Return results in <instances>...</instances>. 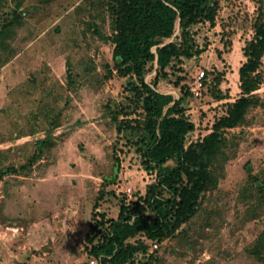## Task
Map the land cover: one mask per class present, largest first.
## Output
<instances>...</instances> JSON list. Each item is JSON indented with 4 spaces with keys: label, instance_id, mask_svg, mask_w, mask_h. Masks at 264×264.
<instances>
[{
    "label": "rangeland",
    "instance_id": "obj_1",
    "mask_svg": "<svg viewBox=\"0 0 264 264\" xmlns=\"http://www.w3.org/2000/svg\"><path fill=\"white\" fill-rule=\"evenodd\" d=\"M217 1L212 24L188 29L190 56L174 59L165 77L156 78V59L143 73L150 88L184 97L194 123L185 148L241 94L239 68L264 16V0ZM112 2L0 0V264H96L86 235L99 213L116 218L121 202L144 197L177 165L175 158L159 168L142 163L148 137L128 128L141 109L119 115L120 133L111 119L126 85H137L113 67ZM200 69L213 82L195 99L189 83ZM258 75L264 52L250 72ZM252 94L243 121L222 131L193 214L134 264H264L257 256L264 252V79ZM114 153L120 168L107 183Z\"/></svg>",
    "mask_w": 264,
    "mask_h": 264
},
{
    "label": "trees",
    "instance_id": "obj_2",
    "mask_svg": "<svg viewBox=\"0 0 264 264\" xmlns=\"http://www.w3.org/2000/svg\"><path fill=\"white\" fill-rule=\"evenodd\" d=\"M217 6V0H113L110 5L114 28L111 37L114 43L113 67L118 73L135 76L137 80V85L130 80L123 101L111 110L116 131L120 133L124 128L125 121L119 120V115L127 116L129 112L141 109L138 125L128 128L142 131V139L148 137L145 149L140 150L142 163L147 168H159L175 158L177 165L159 174L157 182L147 188L144 197L121 202L116 218L107 219L104 213H99L86 235L89 254L96 264H134L137 254L148 258L154 242L168 237L188 220L210 180L209 166L220 148L222 131L240 124L248 109L255 104L252 92L264 77L250 76V72L258 68L264 52V16L261 22L254 24L255 37L245 49L248 60L239 68L241 94L228 104L224 115L214 120L211 131L201 141L185 148L194 123L181 105L184 97L175 99L144 82V70L155 59L157 78L159 74L167 75L166 68L172 66L174 59L191 55L189 27L199 22L212 24ZM177 25L179 31L174 35ZM173 35L172 40L164 42ZM154 46L155 52L152 51ZM214 79L215 85L222 80L220 76ZM212 82L204 72L203 95H208ZM119 168L120 160L114 153L112 174L103 180L113 183ZM155 188L159 190L155 192ZM163 191L169 196H163ZM257 256L264 262V252L258 251Z\"/></svg>",
    "mask_w": 264,
    "mask_h": 264
},
{
    "label": "built area",
    "instance_id": "obj_3",
    "mask_svg": "<svg viewBox=\"0 0 264 264\" xmlns=\"http://www.w3.org/2000/svg\"><path fill=\"white\" fill-rule=\"evenodd\" d=\"M204 87V71L200 69L199 71H196L195 75L189 83V91L193 98H201L203 95ZM153 247H156V244H153ZM93 261L95 260L93 259Z\"/></svg>",
    "mask_w": 264,
    "mask_h": 264
}]
</instances>
